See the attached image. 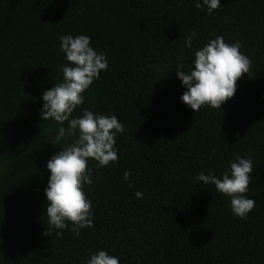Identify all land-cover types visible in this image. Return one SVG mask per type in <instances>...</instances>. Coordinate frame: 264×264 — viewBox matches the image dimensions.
<instances>
[{"label": "trees", "instance_id": "1", "mask_svg": "<svg viewBox=\"0 0 264 264\" xmlns=\"http://www.w3.org/2000/svg\"><path fill=\"white\" fill-rule=\"evenodd\" d=\"M68 34L91 37L108 62L72 117L114 114L124 131L117 161L88 160L94 226L77 236L66 221L49 236L46 163L61 125L42 121V93L63 80ZM217 36L240 42L250 75L221 109L194 112L177 65L190 71ZM237 155L253 163L245 218L196 179L230 175ZM98 250L120 264H264V0H220L211 14L203 0H0V264H87Z\"/></svg>", "mask_w": 264, "mask_h": 264}, {"label": "clouds", "instance_id": "2", "mask_svg": "<svg viewBox=\"0 0 264 264\" xmlns=\"http://www.w3.org/2000/svg\"><path fill=\"white\" fill-rule=\"evenodd\" d=\"M182 3V0H181ZM208 13L220 7V0H203ZM201 8V3L196 4ZM193 32L185 39V46L192 47ZM60 49L65 53L69 64L61 65L63 80L42 93L44 101L41 108L42 121L53 119L61 125L55 136L50 140L53 146L60 145L46 163L50 177L45 188L46 214L49 229L45 235L51 234V229H64L67 223L73 225L72 231L79 236L80 229L94 226V214L91 201L84 192V185H91V170L88 160L98 161L97 167L107 166L119 159L117 154L116 134L124 131L123 124L118 118L102 113H93L83 109L82 116L72 117L74 109L84 103V93L100 73L106 71L108 62L105 55L98 53L90 46L91 37L87 35H62ZM239 41L226 43L222 36L210 40L194 53V67L183 71V64L177 65V77L187 89L181 100L194 112L201 106L210 105L220 108L236 91V83L248 73L252 61L240 51ZM67 122V126L65 125ZM73 138L70 143L62 141ZM253 172L251 157L237 155L234 162H230L228 171L218 178L214 174L205 175L200 172L196 177L205 185L212 184L220 193L230 197L233 214L245 218L256 207V201L245 196ZM130 172L124 173V179L129 181ZM143 198V193H134ZM61 235V232H57ZM87 264H120L118 257L109 255L105 250H98L90 256Z\"/></svg>", "mask_w": 264, "mask_h": 264}]
</instances>
